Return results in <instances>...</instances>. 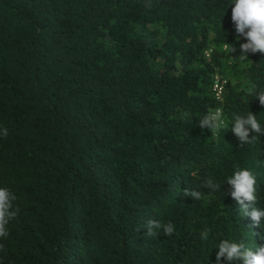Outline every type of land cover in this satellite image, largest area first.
<instances>
[{
    "label": "trees",
    "instance_id": "trees-1",
    "mask_svg": "<svg viewBox=\"0 0 264 264\" xmlns=\"http://www.w3.org/2000/svg\"><path fill=\"white\" fill-rule=\"evenodd\" d=\"M230 3L0 0V187L19 209L0 264H216L222 240L264 245V136L240 146L230 127L250 111L264 128V54L235 57ZM237 167L256 178L248 215ZM149 220L174 232L146 236Z\"/></svg>",
    "mask_w": 264,
    "mask_h": 264
},
{
    "label": "clouds",
    "instance_id": "clouds-1",
    "mask_svg": "<svg viewBox=\"0 0 264 264\" xmlns=\"http://www.w3.org/2000/svg\"><path fill=\"white\" fill-rule=\"evenodd\" d=\"M231 20L234 25L236 40H244L238 44L239 60L249 59L250 54H264V0H231ZM231 43L224 46L225 53L233 55L237 51L235 47H230ZM234 56V55H233ZM255 99L264 106V90L255 94ZM223 111L219 108L209 110L199 121L201 129H209L212 135L225 127ZM231 131L238 138L239 145L244 146L254 142L258 137L264 136V128L257 120L256 114L249 111L246 116L236 115L231 124ZM229 128H227L228 130ZM251 134V135H250ZM0 135L7 136L6 128L0 130ZM226 183L232 188L230 195L241 205L244 215L249 214L248 204L255 203L256 197V178L248 169L237 167L234 174L227 178ZM204 187L212 191L219 190L221 184L214 182L211 178L205 181ZM184 196H191L195 200L202 198V193L195 190L185 189ZM17 199L16 195L7 187H0V239L9 236L8 224L14 220L19 212L18 208L13 207V202ZM250 216L254 223L259 226L264 220V209L253 207ZM144 227L147 228L146 236H156L157 231L162 229L166 236H171L174 232V225L169 222L161 225L160 222L149 220ZM201 238L208 239V231L201 233ZM216 252V264H221L222 258L232 264L234 261H242V264H264V245H259L255 250L248 247L244 241L230 242L222 240ZM4 250V245L0 244V251Z\"/></svg>",
    "mask_w": 264,
    "mask_h": 264
},
{
    "label": "built area",
    "instance_id": "built-area-1",
    "mask_svg": "<svg viewBox=\"0 0 264 264\" xmlns=\"http://www.w3.org/2000/svg\"><path fill=\"white\" fill-rule=\"evenodd\" d=\"M213 94L216 98H220L221 90H222V80L219 79L218 75H214L213 83H212Z\"/></svg>",
    "mask_w": 264,
    "mask_h": 264
}]
</instances>
